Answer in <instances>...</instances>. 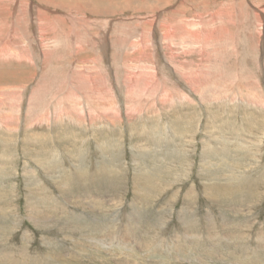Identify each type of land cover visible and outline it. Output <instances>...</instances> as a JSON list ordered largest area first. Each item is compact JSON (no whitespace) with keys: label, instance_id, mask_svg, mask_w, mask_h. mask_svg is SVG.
<instances>
[{"label":"rangeland","instance_id":"1","mask_svg":"<svg viewBox=\"0 0 264 264\" xmlns=\"http://www.w3.org/2000/svg\"><path fill=\"white\" fill-rule=\"evenodd\" d=\"M0 264H264V0H0Z\"/></svg>","mask_w":264,"mask_h":264},{"label":"bare ground","instance_id":"2","mask_svg":"<svg viewBox=\"0 0 264 264\" xmlns=\"http://www.w3.org/2000/svg\"><path fill=\"white\" fill-rule=\"evenodd\" d=\"M224 28V27H223ZM222 30V29H221ZM209 32V31H208ZM212 33H213V31H212ZM171 34V33H170ZM223 34V33H222ZM211 35V34H210ZM214 35H215V33H214ZM214 35H212V36H214ZM205 37H204V39L206 38H210V36L209 35H207V34H205L204 35ZM216 37V36H215ZM215 39V38H214ZM207 44V43H206ZM212 52V51H211ZM212 54V53H211ZM23 56V55H22ZM18 61V60H17Z\"/></svg>","mask_w":264,"mask_h":264}]
</instances>
